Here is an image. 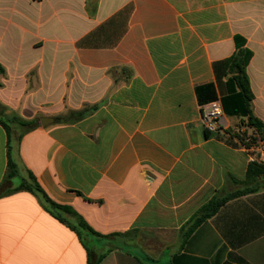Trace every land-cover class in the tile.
Returning a JSON list of instances; mask_svg holds the SVG:
<instances>
[{
  "label": "crops",
  "instance_id": "0c3cea01",
  "mask_svg": "<svg viewBox=\"0 0 264 264\" xmlns=\"http://www.w3.org/2000/svg\"><path fill=\"white\" fill-rule=\"evenodd\" d=\"M239 49L264 124V0H0V117L26 121L14 159L108 236L90 238L99 264H264V187L182 233L214 196L264 184V143L247 142L258 132L222 64ZM204 84L227 127L204 126ZM7 140L0 125V185ZM87 262L34 194L0 197V264Z\"/></svg>",
  "mask_w": 264,
  "mask_h": 264
},
{
  "label": "trees",
  "instance_id": "16d2710c",
  "mask_svg": "<svg viewBox=\"0 0 264 264\" xmlns=\"http://www.w3.org/2000/svg\"><path fill=\"white\" fill-rule=\"evenodd\" d=\"M249 54L250 53L248 50L239 49L238 51H236L234 56H232L228 60L223 61L222 64L227 65L228 73L232 75V80L233 82H235L239 95L241 96L246 106L245 112L249 116V125L256 128L259 139H264V124L256 117H254L250 107L253 94L250 88V80L247 74V64L250 57ZM3 72L4 69L0 65V73ZM196 92L198 101L201 105L217 100V95L213 84L200 85L196 88ZM13 123L25 124L26 121L21 120L17 116L9 119L0 117V125H2L6 130L8 138V167L4 180L0 185V197L11 195L19 191H28L34 194L40 199V202L46 211H48L55 218H57L61 222H64L77 232L80 239H82V241L84 242V246L88 250L87 264H99L106 254L104 253L94 258V256L91 254V247H89L90 238L91 236L96 237V239L99 237L107 238L108 236H102L98 232H96L71 206L63 205L54 201L42 188L32 172L28 171L27 176L22 174L19 169V165L15 161L13 156ZM260 187H264V184L254 188L237 189L223 196H214L194 214V216L189 220L186 227L182 230L184 240L188 239L190 235L195 231V229L204 221L216 215L220 208L228 201L255 192L260 189ZM70 217L73 218V221H70L68 219ZM137 258L142 264H152V262H154L150 257H146L145 255L137 256Z\"/></svg>",
  "mask_w": 264,
  "mask_h": 264
},
{
  "label": "built area",
  "instance_id": "2783aa9c",
  "mask_svg": "<svg viewBox=\"0 0 264 264\" xmlns=\"http://www.w3.org/2000/svg\"><path fill=\"white\" fill-rule=\"evenodd\" d=\"M202 122L204 126L211 130L217 131L218 129L227 127L225 120L224 109L220 100L211 101L203 106ZM253 139H248V143L252 144V149L260 148V144L264 143L262 139H257L256 142ZM253 161H264V150H259V155L252 158Z\"/></svg>",
  "mask_w": 264,
  "mask_h": 264
},
{
  "label": "rangeland",
  "instance_id": "374dc122",
  "mask_svg": "<svg viewBox=\"0 0 264 264\" xmlns=\"http://www.w3.org/2000/svg\"><path fill=\"white\" fill-rule=\"evenodd\" d=\"M158 264H166V258L164 257V259L162 260L161 263H158Z\"/></svg>",
  "mask_w": 264,
  "mask_h": 264
},
{
  "label": "water",
  "instance_id": "95a60500",
  "mask_svg": "<svg viewBox=\"0 0 264 264\" xmlns=\"http://www.w3.org/2000/svg\"><path fill=\"white\" fill-rule=\"evenodd\" d=\"M42 124L44 125V122H43V120H42Z\"/></svg>",
  "mask_w": 264,
  "mask_h": 264
}]
</instances>
